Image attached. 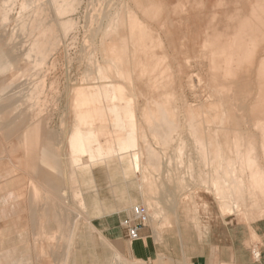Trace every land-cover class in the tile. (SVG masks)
Instances as JSON below:
<instances>
[{
    "label": "rangeland",
    "instance_id": "obj_1",
    "mask_svg": "<svg viewBox=\"0 0 264 264\" xmlns=\"http://www.w3.org/2000/svg\"><path fill=\"white\" fill-rule=\"evenodd\" d=\"M145 1L146 3L144 1L138 3V0L136 3H134V0H73L74 8L66 15L67 18L72 19L70 27L63 30L59 24H56L53 30L47 31L45 30L47 28L45 26L46 23L56 22L54 3L51 0H0V14L2 15H0V23L1 25L4 24V27L0 25V76L6 80L5 90L3 91H6L7 88L9 89L7 90L9 92L2 91V94L5 93L6 95L4 99L2 98L3 100H0V109L4 107V110H0L2 119L4 118V121L0 119V127H2L0 131V137L2 138H0V230H2L4 238L0 242L1 264H156L162 260L165 264H191V258L187 256L188 248H191L193 251L201 250L203 240L208 236L210 230H214V227L217 228L219 235L225 236L228 226L239 224L245 228V226H251L249 222L255 221L241 212L230 213L223 209V205L216 197L215 186L218 178L223 181L226 177V165L223 169L216 167L209 161V156L200 151V145L196 143V139L194 140L196 137L190 126L191 121L189 122L187 107L189 105H205V111L203 110V112L209 113L210 110L207 108L210 109L208 101L210 98L211 101L216 99L214 102L210 101L211 105L219 104V106L221 105V109L233 103L236 111L233 114L236 127H240L239 129L241 130L244 129L243 132L258 135V139L260 140V130L255 126L257 116L255 114L252 115V106L255 100H257L258 92H260L261 88L259 86L264 84V79L262 81L259 79L260 75L258 71L259 61L264 56V45H262L264 43V24L262 23L263 25H261L263 19L260 9L261 4L264 5V3L260 2L264 0H253L251 2L253 6L250 3L252 0H222V2L221 0H184V2L183 0ZM235 1L236 4H234ZM150 3H154V5L152 4L151 6ZM222 4L223 6H221ZM3 6L6 7L4 8ZM128 6L130 9L132 8L133 12L135 9V14L137 11L139 12L136 15L140 21L145 22L144 24L152 33V39L161 44V46L158 45L154 48L155 53H153L156 57L166 58L165 62L172 74L169 88L173 92L174 98L172 96L170 101L175 111L174 114H176V124L173 127L178 126V124L179 126L173 129L174 132L172 131V134L171 130L169 131L170 133L167 132L171 138L168 139L171 142L169 140L166 141L168 137L166 136L167 133L159 134L158 136V133L150 130L148 125L144 123L152 117H150V114L149 117L144 116L145 110L144 112L142 111L143 105L152 99L148 97L146 99L145 96L140 95L141 93L137 95L136 90H133L135 85L138 86L140 84L139 90L148 91V81L144 79L146 77L142 75L143 71L139 69L140 71L137 72L132 66H130L132 70L126 69L125 64H127V61L124 64L122 61L114 60V69L119 72L114 74V76L113 72H110L105 66L106 60L110 58L108 57L110 52L105 50V46L116 38L113 37V34L110 32L111 30L108 28L110 26L112 29V26L116 24L117 16L125 13V11V14H127ZM153 6H156L157 12L154 11ZM142 7L144 11L147 10L145 13H142L143 9L140 10ZM233 10L234 12H231ZM236 10L237 14L235 13ZM173 11L179 14H173ZM5 14L9 18V20H5L6 24L2 21ZM125 14H123V17L126 16ZM232 16L233 18H231ZM253 16H255V19ZM114 17L116 18L114 19ZM154 17L155 20L152 19ZM242 17L243 19H241ZM207 19L214 23L207 22ZM259 19L261 20L259 21ZM252 20L257 22L250 23L251 26L253 24L252 27H254V23H256V27L258 23L261 25V31L259 30V25H257L259 32L255 27L252 30L256 31L249 30L251 27L248 23L252 22ZM242 25L246 26L245 28L247 29V26H249V31L246 29L249 35L246 30H243L244 27ZM118 26L120 31H122L123 26L121 24ZM211 27L215 31L211 30ZM236 32L237 34L242 33V36L245 34V37H243L246 40L242 41L246 43L247 47H245L246 50H243L242 47L236 46L238 48L235 49V59L240 58L242 63L240 67V63L238 62L239 64H237V61H234L233 63L235 64H232V68L231 64L228 67V64L223 60L230 53L228 52L230 49L227 47V44L230 43L229 41H234L236 38L234 34ZM249 32H252V34ZM257 36L261 38L258 40ZM39 38H41L40 41L42 42L39 41ZM230 38L233 39L231 40ZM239 40L241 39L239 38ZM239 40H237V43H239ZM211 42L215 43L217 49L211 45ZM224 42L226 43L224 44ZM129 44L132 45L130 42ZM222 44H224V47ZM250 45L253 47L252 49ZM40 46H43L42 49L44 48L41 52ZM211 46L212 48L214 47L213 49L215 50L213 52L215 53L211 51L212 48L210 50ZM130 48L132 49V47ZM240 49L245 53L244 56ZM132 50H129V54ZM221 50L222 52L224 51L225 55ZM236 52L241 56L237 57L238 53ZM163 54L164 56H161ZM252 55L254 57H251ZM213 56L215 59H212ZM217 56L219 57L217 58ZM249 56L251 59H249ZM252 58H254L255 64L250 63L253 60ZM220 63L223 65L221 69L219 68L221 66ZM247 63L248 65H246ZM224 64H226V67ZM7 67L10 68V71L14 72L13 76L6 75L9 74ZM238 67L240 69H238L239 73L237 70V72L234 70L236 74L232 72L233 69H237ZM210 68L213 69L210 70ZM230 68L231 71H229ZM223 69H225V72ZM228 72L234 75L229 76ZM104 73L110 74L108 79L116 78L122 80L125 84H130L132 93H134L133 99H122L121 89L116 92V95L119 97L117 102L109 100V98H100L97 93L98 90L94 85L98 86L103 81H106L103 78ZM237 75L240 79H238ZM9 77L10 79L14 78V80L11 79L10 81ZM213 77L216 78L213 79ZM231 77H234V79ZM87 83L90 84L88 88L93 89L91 105L103 110L107 118L114 121L116 110L117 112L121 110L123 115L121 114L120 116L123 117L124 123H128L126 125L128 129H131V124L127 120L131 112L133 119L138 121L135 124L137 125L140 121L138 128L142 129L143 126L141 125L145 124L143 129L147 134L146 143L150 148L152 147L153 151L157 150L155 151L156 154L153 153L154 156L157 155V152L160 155L156 157L151 156L150 159L149 153L145 150L142 156L145 169L143 168L142 172L136 169L127 174L126 169H124L126 168L125 162L122 163L117 159L109 161V164L108 162L105 163L107 165L101 162L95 164L89 163L87 165L81 164L79 167L78 165H76L77 167L72 166L68 136L76 122L75 110H73L74 103L77 97L82 94ZM245 84L247 85L245 86ZM228 89L232 92V96L224 99L226 96H223L222 90ZM238 90L241 92H238ZM242 90H245V92ZM219 93L220 97L218 96ZM240 94L241 96H239ZM242 95L245 97L243 100ZM99 99L101 102H99ZM134 99L137 106L132 103ZM229 99H231L230 103L228 102ZM102 100H108L109 102L106 103ZM129 101L132 103L133 110L134 108L135 110L139 109L138 111L134 110V113L137 112L135 115L131 111L132 109L128 108L131 106ZM241 101H245L242 107ZM251 103L252 106H250ZM100 105L102 106L100 107ZM9 106H13V108L8 109ZM8 110H12V113L9 112L8 114L6 112ZM126 110L127 112L129 111L128 114H125ZM2 114L5 116L3 117ZM145 114L148 115V110ZM8 115H11L10 118ZM125 115L128 117L124 118ZM13 119H15V125ZM130 120L132 121V118ZM108 121L111 123L110 120ZM160 122L167 124L169 123V119L164 118ZM9 123L17 127L19 125L18 128L16 127L18 129L17 133L16 130H12L16 133L14 136L13 132H7L8 126L6 125ZM216 127L217 125L214 124L213 128ZM2 131L3 133H1ZM153 133L157 136H154ZM164 137L165 142L163 140ZM168 142L170 143L168 144ZM257 145L260 146V143ZM215 148L217 146L211 147V150L214 151L216 150ZM169 161L172 162L169 163ZM156 163H159V167ZM92 164L96 165L95 168H90ZM49 188H52L54 193ZM55 191L56 194L58 192V194L60 192L65 194H61L62 197L59 198L60 196L56 195ZM62 198L65 201H70L69 204L72 210L67 209V202L64 204L65 206H61ZM84 198L86 199L87 210L81 206L82 201L85 200ZM30 200L31 202H29ZM102 200H105V202ZM95 201H98L99 205L105 204V208L102 206L104 212L101 217L89 214L88 210L93 213L96 208ZM136 205L147 206L150 220L141 231V240L132 241L129 238L127 228L123 225V221L132 216V209ZM63 207H65V210ZM45 211L48 214L47 216ZM86 214L90 215L91 220L88 216V221ZM75 219L78 220V224H76L77 220ZM59 222L62 224V227L58 225ZM90 222L129 259V262L118 263L113 260V250L104 241H98V234L94 229H91ZM93 232H95L94 235ZM116 235L121 236V238H118ZM258 240L259 238L257 237L252 238L254 244ZM145 243H155L157 246L165 245L168 247V252L167 254L160 253L158 257L148 260L147 257L140 254L139 248H136L137 245H140L141 253L144 254L143 244ZM127 246L133 247L136 250L134 255L129 256L124 252V250L128 249ZM10 252L12 253L11 256ZM176 256H179V258Z\"/></svg>",
    "mask_w": 264,
    "mask_h": 264
},
{
    "label": "bare ground",
    "instance_id": "obj_2",
    "mask_svg": "<svg viewBox=\"0 0 264 264\" xmlns=\"http://www.w3.org/2000/svg\"><path fill=\"white\" fill-rule=\"evenodd\" d=\"M49 1V0H48ZM137 0H134V3H136ZM145 2V0H142V1H139L138 0V3L140 2ZM154 1V0H151V2ZM181 1V0H180ZM190 1V0H189ZM198 1V0H197ZM204 1V0H203ZM220 1V0H219ZM231 1V0H230ZM234 1V0H233ZM249 1V0H248ZM260 1V0H259ZM52 3H54V12H55V15H56V22H44L46 23L45 26H47V28H45V30H53L55 27H56V24H59L63 30L65 29H68L71 25V22H72V19L70 18H67L66 15L68 14V12L70 10H72V8H74V2L73 0H51ZM123 2V1H122ZM184 2V0H183ZM186 2V1H185ZM195 2V1H194ZM222 2V0H221ZM225 2V1H224ZM223 2V4H224ZM227 2V1H226ZM253 2L250 1V3ZM258 2V1H256ZM144 3V4H145ZM156 3V2H154ZM154 3H152L154 5ZM228 3V2H227ZM240 3V2H239ZM249 3V2H248ZM260 3H264L263 2H260ZM143 4V6H144ZM151 4V3H150ZM151 4V6H152ZM161 4V3H160ZM179 4V2H178ZM195 4V3H194ZM201 4V2H200ZM223 4L221 6H223ZM231 4V2H230ZM233 4V3H232ZM236 4V1L235 3ZM238 4V3H237ZM259 4V3H258ZM126 5V4H125ZM141 5V4H140ZM156 5V4H155ZM177 5V4H176ZM193 5V4H192ZM204 5V3H203ZM252 5V3H251ZM43 6V5H42ZM41 6V7H42ZM130 6V5H129ZM128 6L127 8V14L126 11L125 14L126 16L123 17V14H120L119 16L114 17V19L116 18L117 21H116V24L114 26H112V29L107 28L109 30H111L110 32L113 34V37H116L115 39L114 38H110V39H114L112 40V42L110 43H107V42H104V43H107V46H105V50L110 52V54L108 55V57H110L109 59L106 60V68H108L110 70V72L112 71L113 72V75L116 74V73H119L118 70L114 69L115 67V64H114V60H117V61H122L127 63L125 64L126 65V69H131L132 68L130 66L133 67V69L137 72H139L140 70L143 71V74L142 75H145L146 78H144L145 80L148 81V91H145V90H139V85H135L133 88V90L135 91L136 90V94L138 95L139 93H141L140 95L142 96H145L152 99V100H149L147 101V103L145 105H143V109L142 111L144 112H147L148 110V115L145 114L144 112V116H148L149 117V114L151 115L150 119H147V123L144 122L146 125H148L149 129L154 131L155 133H158V136L159 134H166L167 132H169L171 130V134H172V131L174 132V128L175 127H178V126H174L176 123H175V117H176V114L175 111H174V108L172 107L171 105V97L173 96V92L172 90L169 88L170 87V82L172 81V74L170 72V68L169 66L166 64L165 62V59L163 57H156V55L154 54V48L158 45L161 46V44H159L158 42L154 41L152 39V33L151 31L147 28V26L144 24L145 22L143 21H140L139 18L137 17L138 15V11H137V15L134 13L135 12V9H134V12L132 11V8L130 9ZM146 6V5H145ZM184 6V5H183ZM186 6V5H185ZM191 6V5H190ZM197 6V5H195ZM200 6V5H199ZM214 6V5H213ZM228 6V5H227ZM237 6V5H236ZM253 6V5H252ZM251 6V7H252ZM4 8L6 6H3ZM2 7V9H3ZM131 7V6H130ZM140 7V6H139ZM138 7V8H139ZM147 7V6H146ZM146 7H145V10H146ZM154 7V6H153ZM156 7V6H155ZM154 7V11H156ZM164 7V6H163ZM162 7V8H163ZM198 7V6H197ZM203 7V6H202ZM219 7V6H218ZM1 8V7H0ZM134 8V7H133ZM174 8V6H173ZM176 8V6H175ZM257 8V7H256ZM1 9V11H2ZM142 10V13H145L146 11H144V8H140V10ZM195 9V7H194ZM198 9V8H197ZM236 9V8H235ZM260 9H261V12H262V21H261V25L264 24V5L261 4L260 6ZM7 10V8H6ZM43 10V9H42ZM176 10V9H175ZM178 10V9H177ZM191 10V9H190ZM227 10V9H226ZM243 10V9H242ZM46 11V10H45ZM159 11V10H158ZM161 11V10H160ZM256 11V10H255ZM8 12V10H7ZM5 12V13H7ZM44 12V10H43ZM157 12V11H156ZM165 12V11H164ZM163 12V13H164ZM174 13L173 14H179V13H175V11H173ZM179 12V11H178ZM231 12H234L231 11ZM242 12V11H241ZM257 12V11H256ZM255 12V13H256ZM2 13V12H1ZM36 13V11H35ZM217 13V12H216ZM228 13V12H227ZM237 14V10L235 12ZM252 13V12H251ZM8 14V13H7ZM5 14L2 18V21L6 24L5 20H9L8 15ZM38 14V12H37ZM44 14V13H43ZM157 14V13H156ZM156 14H155V17H156ZM161 14V13H160ZM214 14V13H213ZM211 14V15H213ZM231 14V13H230ZM233 14V13H232ZM235 14V15H236ZM253 14V13H252ZM1 15V14H0ZM114 15V14H113ZM148 15V14H146ZM159 15V14H158ZM167 15V14H166ZM208 15V14H207ZM210 15V14H209ZM218 15V14H217ZM215 15V16H217ZM244 15V14H243ZM259 15V14H258ZM257 15V16H258ZM2 16V15H1ZM214 16V15H213ZM212 16V18H213ZM224 16H225V13H224ZM238 16V15H236ZM242 16V15H240ZM256 16V15H255ZM253 16V18L255 17ZM45 17V16H44ZM113 17V16H112ZM147 17V16H146ZM155 17L152 18L153 20H155ZM159 17V16H158ZM165 17V16H164ZM167 17V16H166ZM209 17V16H208ZM229 17V15H228ZM244 17V16H243ZM243 17L241 19H243ZM246 17V16H245ZM259 17V16H258ZM1 18V17H0ZM150 18V17H149ZM210 18V17H209ZM215 18V17H214ZM227 18V17H226ZM233 18V16L231 17ZM240 18V17H239ZM247 18V17H246ZM112 19V18H111ZM141 19V18H140ZM151 19V18H150ZM180 19V18H179ZM230 19V18H229ZM235 19V18H234ZM238 19V18H236ZM251 19V18H250ZM249 19V20H250ZM255 19V18H254ZM42 20V19H41ZM47 20V19H46ZM142 20V19H141ZM165 20V19H164ZM184 20V19H182ZM239 20V19H238ZM261 19H259L260 21ZM112 21V20H111ZM145 21H147L145 19ZM158 21V20H157ZM163 21V20H162ZM167 21V20H166ZM207 22L208 19L206 20ZM214 21V20H213ZM215 21L216 18H215ZM230 21V20H229ZM246 21V20H245ZM248 21V20H247ZM251 21V20H250ZM258 21V19H257ZM257 21H253L252 22H249L248 25L250 23H253V22H257ZM1 22V21H0ZM2 22V23H3ZM8 22V21H7ZM114 22V20H113ZM212 22V21H210ZM209 22V23H210ZM111 23V22H110ZM160 23V21H159ZM204 23V22H203ZM214 23V22H212ZM218 23V21H217ZM226 23V22H225ZM224 23V24H225ZM237 23V22H236ZM241 23V22H240ZM260 23V22H259ZM263 23V24H262ZM119 24H121L123 26V29L122 31H120L119 29ZM245 24H247L245 22ZM243 24V25H245ZM255 24L254 23V27H255ZM1 25V23H0ZM4 25V24H3ZM1 25V26H3ZM110 25H113V24H110ZM208 25V24H207ZM228 25V24H227ZM242 25V26H243ZM257 25H259L257 23ZM257 25L255 28H257ZM261 25H259V30L261 28ZM59 26V27H60ZM182 26V25H180ZM210 26V25H209ZM219 26V25H218ZM253 26V24H252ZM251 24H250V29H249V26L248 29L253 31ZM4 27V26H3ZM43 27V25H42ZM183 27V26H182ZM228 27V26H227ZM236 27V25H235ZM238 27V26H237ZM241 27V26H240ZM244 27V26H243ZM242 27V28H243ZM246 27V26H245ZM243 28V30H246L247 28ZM44 29V28H42ZM182 29V28H181ZM219 29V28H218ZM226 29V28H225ZM247 29V30H248ZM264 29V27H263ZM5 30V29H3ZM211 30L212 27H211ZM223 30V29H222ZM238 30H241V29H238ZM237 30V32H238ZM246 30V31H247ZM248 30V31H249ZM258 28H257V31L259 32ZM107 31V30H106ZM215 31V30H213ZM248 31H247V34H248ZM256 31V30H254ZM253 31V32H254ZM261 31V30H260ZM109 32V31H107ZM208 32V31H207ZM220 32V31H219ZM237 32L234 34L235 35V39L234 41L232 40L229 41L230 43H228L226 46L230 49L228 50V52L230 53H226L227 57L225 58V60L222 59V57H220L225 63H227L228 67H230L229 65L231 64H235L233 63L234 61H237V64L240 63V67H241V63H242V60L239 58V59H235V49L238 48L240 46V48L242 47V49L244 50L245 47H247L246 43H244L242 40H246L244 39L245 37V34L242 36V33H244V31H242V33H238ZM241 32V31H239ZM263 32V31H262ZM216 33V32H215ZM214 33V34H215ZM223 33V32H222ZM246 33V32H245ZM250 33V32H249ZM257 34V32H255ZM108 34V33H107ZM115 34V36H114ZM218 34V33H217ZM224 34H226L224 32ZM223 34V36H224ZM246 34V35H247ZM252 34V32L250 33ZM259 34V33H258ZM249 35V34H248ZM255 35V34H254ZM253 35V36H254ZM262 35V34H261ZM12 36V35H11ZM10 36V37H11ZM206 36V35H205ZM214 36V35H212ZM210 36V37H212ZM219 36V35H218ZM217 36V37H218ZM221 36V35H220ZM233 36V35H232ZM251 36V35H250ZM259 36V35H258ZM257 36V37H258ZM14 37V36H13ZM154 37V36H153ZM209 37V39H210ZM225 37V36H224ZM230 37V36H229ZM252 37V36H251ZM256 37V36H255ZM239 38L241 40H239ZM248 38V37H247ZM259 38L261 37H258V40ZM12 39V38H11ZM10 39V40H11ZM38 39V38H37ZM36 39V41H38ZM41 38H39V41H40ZM109 39V40H110ZM216 39V38H215ZM226 39H227V36H226ZM252 39V38H251ZM43 40V39H42ZM156 40V39H155ZM239 40V43H237ZM261 40V39H260ZM38 41V43H39ZM158 41V40H157ZM213 41V40H211ZM219 41V40H218ZM257 41V40H256ZM13 42V41H12ZM10 42V43H12ZM42 42V41H40ZM129 42L132 44L130 45ZM253 42V41H252ZM263 42V41H262ZM212 46H216L214 42H211ZM226 42H224L225 44ZM36 44V43H34ZM214 44V45H213ZM217 44V43H216ZM219 44H221L219 42ZM224 44L223 47H224ZM253 44V43H252ZM251 44V45H252ZM4 45V44H3ZM38 45V44H37ZM41 45V44H40ZM106 45V44H105ZM238 45V47H236ZM250 45V46H251ZM256 45V44H255ZM261 45V44H260ZM264 45V43L262 44ZM43 46H44V42H43ZM42 46V47H43ZM212 46L210 47V50L212 48ZM221 46V45H220ZM258 46V45H257ZM39 47V46H38ZM41 47V46H40ZM41 47V50L40 52L44 49H42ZM132 47V49L130 48ZM164 47V45H163ZM208 47V46H206ZM213 47V48H214ZM5 48V47H4ZM21 48V47H20ZM34 48V46H33ZM130 48V49H129ZM197 48V47H196ZM212 48V52L217 49L215 47V49ZM226 48V47H225ZM225 48H223L224 50H226ZM253 47L251 46V49ZM262 48V47H261ZM37 49V48H36ZM219 49V47H218ZM242 49H240V51H242ZM259 49V48H258ZM257 49V50H258ZM35 50V49H34ZM132 50V52L129 54V52ZM246 50V49H245ZM46 51V50H45ZM219 51V50H218ZM217 51V52H218ZM238 51V50H237ZM239 51V52H240ZM254 51V50H253ZM1 52V51H0ZM5 52V51H4ZM154 52V53H153ZM195 52V51H194ZM220 52V51H219ZM218 52V53H219ZM222 52V50H221ZM257 52V51H256ZM44 53V52H43ZM215 53V52H213ZM224 54V51L222 52ZM238 53V52H236ZM244 52L242 51V55L244 56L245 53L243 54ZM252 53V51H251ZM258 53V52H257ZM221 54V53H220ZM241 54V52H240ZM238 53L237 57L240 55ZM166 55V54H165ZM214 56H216L215 54H213ZM225 55V54H224ZM248 55V54H247ZM250 55V53H249ZM128 56V57H127ZM143 56H145V58H143ZM161 56H164L161 55ZM212 56V55H211ZM212 57V59L215 57ZM241 56V55H240ZM239 56V57H240ZM257 56V55H256ZM204 57H206L204 55ZM219 56H217L218 58ZM236 57V58H237ZM245 57H248V56H245ZM251 57H254L253 55ZM112 58V60H111ZM216 58V59H217ZM243 59V57H241ZM210 59V58H209ZM220 59V60H221ZM248 59V58H247ZM246 59V60H247ZM249 59L250 56H249ZM248 59V60H249ZM253 60L250 62L252 64H255V60L254 58H252ZM6 60V59H5ZM215 61V60H214ZM217 61V60H216ZM11 62V61H10ZM211 62V60H210ZM222 62V61H221ZM239 62V63H238ZM244 62V61H243ZM215 63V62H214ZM206 64V63H205ZM223 64V63H222ZM3 65V64H2ZM11 65V63H10ZM9 65V66H10ZM124 65V66H125ZM216 66V64H214ZM221 65V63H220ZM226 64H224L225 66ZM248 65V63L246 64ZM251 65V64H250ZM8 66V67H9ZM212 66V64H211ZM210 66V67H211ZM219 67V65H217ZM223 65H221L219 68L221 69ZM237 66V65H236ZM6 67V66H5ZM7 67V68H8ZM12 67V66H10ZM130 67V68H129ZM213 67V66H212ZM226 67V66H225ZM244 67V66H243ZM247 67V66H246ZM258 71H259V79H264V56L261 57L260 61H259V66H258ZM3 68V67H2ZM123 68V67H122ZM215 68V67H214ZM233 68V66H232ZM9 71H10V68H8ZM12 69V68H11ZM140 69V70H139ZM213 68H210V70H212ZM216 69V68H215ZM218 69V68H217ZM218 69V70H220ZM226 69V68H225ZM225 69L224 72H225ZM239 67L236 69H233L232 72H235L236 70L238 71ZM5 70V69H4ZM18 70V69H17ZM120 70V69H119ZM133 70V71H134ZM177 70V69H176ZM217 70V71H218ZM235 70V71H234ZM240 70V69H239ZM1 71V70H0ZM6 71V70H5ZM4 71V72H5ZM8 71L9 74H6V75H10V76H13L14 72L11 70L10 72ZM123 71V69H122ZM121 71V72H122ZM134 71V72H135ZM180 71V70H179ZM216 71V72H217ZM228 71V70H227ZM231 71V68L230 70ZM236 71V72H237ZM242 71V70H241ZM15 72H18V71H15ZM109 72V73H110ZM132 72V71H131ZM212 72V71H211ZM219 72V71H218ZM231 72V73H232ZM235 72V74H236ZM244 72V71H243ZM251 72V71H250ZM196 73V72H195ZM239 73V71H238ZM16 74V73H15ZM123 74V72H122ZM132 74V73H131ZM140 74V75H141ZM214 74V73H213ZM211 74V75H213ZM225 74V73H224ZM224 74H223V78H224ZM227 74H230L229 72ZM233 74V73H232ZM232 74H230L229 76H231ZM246 74V73H245ZM248 74V73H247ZM1 75V74H0ZM110 74H106L104 73L103 75V78L106 80V81H103L102 83H100L98 86L94 85L96 87V89L98 90L97 93L99 95L100 98H109V100H112L114 102H117L119 97L116 95V92L118 90L121 89V98H125L126 100L128 99H133L134 97V93H132V87H130V84H125V82H122V80H119V79H108ZM121 75V74H119ZM118 75V76H119ZM124 75H125V69H124ZM128 75V74H127ZM126 75V77H127ZM130 75V74H129ZM139 75V77H140ZM192 75V74H191ZM234 75V74H233ZM17 76V75H16ZM91 76V75H90ZM115 76V75H114ZM123 76V75H122ZM132 76V75H131ZM178 76V75H177ZM198 76V75H197ZM214 76V75H213ZM217 76V75H216ZM228 76V75H227ZM238 76V75H237ZM249 76V75H248ZM117 77V76H116ZM130 77V76H129ZM142 77V76H141ZM140 77V78H141ZM199 77V76H198ZM21 78V77H20ZM19 78V79H20ZM123 78V77H122ZM133 78V77H132ZM175 78V77H174ZM173 78V79H174ZM178 78V77H177ZM216 77H213V79H215ZM218 78V77H217ZM234 79V77H231ZM236 78V76H235ZM245 78V77H244ZM249 78V77H248ZM257 78V79H258ZM10 79V77H9ZM14 80V78H11ZM10 79V81H11ZM112 79V80H111ZM143 79V77H142ZM232 79V80H233ZM238 79L239 76H238ZM138 80H141V79H138ZM217 80V79H216ZM226 80V78H225ZM9 81V80H8ZM18 81V80H17ZM134 81V79H133ZM214 81V80H213ZM212 81V82H213ZM260 81V80H259ZM174 82V80H173ZM218 82V81H217ZM13 83V82H12ZM18 83V82H16ZM123 83H124V86H123ZM206 83V82H205ZM216 84V82H214ZM244 83H246V81H244ZM260 83H263V82H260ZM146 84V83H145ZM175 84V82H174ZM173 84V85H174ZM248 84V83H247ZM245 84V86L247 85ZM6 85V80H4V78L2 76H0V100H3L5 98V93L2 94V91L5 90L4 87ZM18 85V84H17ZM217 85V84H216ZM90 86L89 83L86 84V87L85 89L83 90L82 94H80L75 103H74V109L75 110V118H76V122L75 124L73 125V129L72 131L69 133V136H68V145L71 149V152H70V156H71V159H72V166H76L79 165L81 166V164H95V163H104V165H107L105 163L108 162L109 164V161L111 162L114 161V160H119L120 162L124 163L125 162V167L124 169H126V172L128 174V172H132L136 169H139L140 172L143 171V168L145 167L144 164H143V161H142V156L144 155V152L146 150V152L149 153V157L151 159V156H154L155 151H153L150 146L146 143L147 142V134L145 132V130L143 129L145 127V124L143 125L142 122H141V126H143L142 129L138 128V124L136 125L135 122H138V121H135L133 119V116H131V113L129 114L130 116H124V118H127V120L129 121V124L130 125V128L131 129H128V126H126L127 124L123 122V117H121L120 115L122 114L121 113V110H119L117 112L116 110V114H115V119L114 121L107 118L106 117V114L104 113L103 110H100L96 107H93L91 105L92 103V100H93V89L92 88H88ZM133 86V85H132ZM242 86V85H241ZM215 87V86H214ZM217 87V86H216ZM220 87V86H219ZM261 89H260V92H258L259 94H257V100H255V103H253V106H252V103L250 106H252V115L255 114L257 116V119H256V116L254 117L256 119V122H255V126L257 127L258 130H260V140L258 139V135L256 136L255 134H249V133H246L245 131L243 132V130L239 129L236 127V122H234V111H235V107H234V104L231 103L228 107H225L224 109H221L219 104H212L210 103L211 101V98L208 100L209 101V108H207L208 110H210L209 113H205L203 112L204 110V106H195V105H189L187 107V112L189 113V122L191 121V129L193 130V133H194V136L196 138H194V140L196 139V143H198L200 146V151H202V153L206 154L209 156L210 158V162H212L213 165H215L216 167L218 168H224V166L226 165V168H225V178L224 180L222 181L220 178H218L217 180V184L215 186V193H216V197L220 200L221 204L223 205V209L226 211V212H230V213H236V212H241L243 214H245V216H247L248 218L252 219V220H260V219H263L264 218V84L259 86ZM12 89V88H11ZM10 89V90H11ZM16 89V88H15ZM173 89V88H172ZM246 89V87H245ZM7 90H9L7 88ZM3 91V92H9V91ZM235 90H237L235 88ZM255 90V89H254ZM12 91V90H11ZM174 91V89H173ZM221 91V90H220ZM243 92H245V90H242ZM248 92V90H246ZM252 91V90H251ZM223 92V96H226L224 99H228L227 97H231L232 96V92L230 91V89L228 90H222ZM236 93V91H234ZM238 92H241L238 90ZM14 93V91H13ZM19 93V92H18ZM234 93V95H235ZM250 93V92H249ZM23 94V93H22ZM237 94V93H236ZM247 94V93H245ZM252 94V93H251ZM4 95V97H3ZM7 96H8V93H7ZM14 96V95H13ZM220 97V93L218 95ZM241 96V94L239 95ZM248 96V95H247ZM250 96V95H249ZM254 96V95H253ZM236 97H238V95H236ZM3 98V99H2ZM13 98V97H12ZM174 98V96H173ZM11 99V98H10ZM147 99V98H146ZM219 100V98H217ZM245 99V97H243L242 95V100ZM12 100V99H11ZM216 100V99H215ZM214 100V101H215ZM217 100V101H218ZM6 101V100H5ZM97 101V100H95ZM94 101V102H95ZM104 101V100H102ZM145 101V100H144ZM195 101V100H194ZM200 101V100H199ZM207 101V102H208ZM213 101V100H212ZM211 101V102H212ZM213 101V102H214ZM216 101V102H217ZM225 101V100H224ZM247 101V100H246ZM99 102H101V100L99 99ZM104 102H109L108 100L104 101ZM130 102V101H129ZM153 102V104H151ZM223 102V101H222ZM227 102V101H226ZM229 103L231 102V99H229L228 101ZM227 102V103H228ZM238 102V101H237ZM244 102L245 101H241V107L242 105L244 106ZM11 103V102H10ZM15 103V102H14ZM128 103V102H127ZM131 103V102H130ZM132 103H134L135 106L136 105V100L134 99V101H132ZM132 103H131V106L128 107L130 108V110L132 109ZM205 103V101H204ZM220 103H221V100H220ZM226 103V105H227ZM95 105H97V103H95ZM133 105V106H134ZM207 105V103H206ZM249 105V103H248ZM14 106V105H13ZM13 106H9L8 109H11L13 108ZM102 105H100L101 107ZM208 106V105H207ZM0 107H1V102H0ZM3 107V106H2ZM20 107V106H19ZM127 107V105H126ZM203 107V108H202ZM224 107V106H222ZM4 108V107H3ZM3 108H1L2 110H4ZM6 108V107H5ZM128 108H126L128 110ZM142 108V107H141ZM0 109V110H1ZM14 109H15V106H14ZM13 109V110H14ZM138 109V108H137ZM237 109V107H236ZM126 110V113L125 114H128ZM135 110V108H134ZM134 110L132 109L131 111H133V114L135 115V112L134 113ZM139 110V109H138ZM138 110H135V111H138ZM123 111V110H122ZM205 111V110H204ZM251 111V110H250ZM5 112V111H3ZM8 114L9 112L12 113V110H8L6 111ZM186 112V113H187ZM236 112V111H235ZM7 113H3V114H7ZM120 113V114H119ZM241 113V112H239ZM2 114V115H3ZM22 114V113H21ZM140 114V112H139ZM15 115V114H14ZM123 115V114H122ZM175 115V116H174ZM5 115H3L4 117ZM9 116V115H8ZM11 116V115H10ZM9 116V118H10ZM21 116V115H20ZM19 116V118H20ZM120 116V117H119ZM162 116H164L162 118ZM236 116V115H235ZM240 117V116H239ZM13 118V116H12ZM130 118H132V121L130 120ZM147 118V117H146ZM169 119V123H164V122H160L161 119ZM188 118V117H187ZM237 118H238V115H237ZM0 119H2V116H1V113H0ZM4 119V118H3ZM2 119V120H3ZM17 119V118H16ZM136 119V118H135ZM11 120V119H10ZM15 119H13L14 121ZM110 120L111 123L108 121ZM126 120V122H127ZM134 120V121H133ZM146 120V119H145ZM4 121V120H3ZM131 121V122H130ZM177 121V120H176ZM247 121V119H246ZM254 121V119H253ZM2 122V121H1ZM9 122V121H8ZM187 122V121H186ZM238 122V120H237ZM135 125H133V124ZM240 123V122H239ZM189 124V123H188ZM217 125L216 128H213V125ZM247 124V123H246ZM14 125H15V121H14ZM12 125V123H9L7 124L6 126H8V129H7V132L11 133L13 132L14 130H16V133H17V130L16 127L17 126H14ZM133 125V126H132ZM3 126V125H1ZM14 126V127H13ZM189 126V125H188ZM187 126V127H188ZM189 126V127H190ZM239 126V124H238ZM241 126V124H240ZM19 127V125H18ZM17 127V128H18ZM4 128V127H3ZM26 129V128H24ZM23 129V131H24ZM2 130V127H0V131ZM5 130V129H4ZM3 130V131H4ZM13 130V131H12ZM149 130V131H150ZM3 131L1 133H3ZM21 131V130H20ZM147 131V130H146ZM176 131V130H175ZM6 132V131H5ZM6 132V133H7ZM37 132V131H36ZM15 132H13V136L16 134ZM19 133V131H18ZM170 133V132H169ZM257 133V132H256ZM154 134V133H153ZM170 134V135H171ZM1 136V135H0ZM154 136H157L154 134ZM167 140L168 141L170 138L169 137V134L167 133ZM3 137V135H2ZM162 137V136H161ZM1 138V137H0ZM12 138V137H11ZM179 138V137H178ZM2 139V138H1ZM171 139V138H170ZM9 140V139H8ZM161 141V139H159ZM164 142H165V137H164ZM171 142V140H169ZM173 141V140H172ZM184 141V140H183ZM258 141V142H257ZM168 142V144L170 143ZM3 143V142H2ZM174 143V141H173ZM258 143H260V146L257 145ZM5 145V143H4ZM174 145V144H173ZM164 146V145H163ZM166 146V145H165ZM213 146H217V148H215L216 150L212 151L211 150V147L213 148ZM259 146V147H258ZM181 147V146H180ZM173 149V148H172ZM4 150V149H3ZM168 151V150H167ZM161 152V151H160ZM147 153V154H148ZM154 153V154H153ZM157 155H158V152H157ZM156 155V156H157ZM160 155V154H159ZM158 155V156H159ZM154 156V157H156ZM175 156V154H174ZM148 157V156H146ZM153 157V158H154ZM173 157V155H172ZM171 157V158H172ZM44 158V157H43ZM54 158V157H53ZM169 158V159H171ZM178 158V157H177ZM1 159V158H0ZM51 159V158H50ZM158 160V159H157ZM172 160V159H171ZM178 160L180 161V159L178 158ZM184 160V159H183ZM175 161V160H174ZM189 161V160H188ZM13 162V161H12ZM116 162V161H115ZM155 162V161H154ZM158 162H160L158 160ZM172 162V161H171ZM169 161V163H171ZM218 162V164H217ZM168 163V165H169ZM91 165L90 168H95L96 165ZM37 165L39 166V164L37 163ZM156 165L158 166L159 163ZM155 165V167H156ZM164 165V164H163ZM103 166V165H102ZM40 167V166H39ZM77 167V166H76ZM82 167H84L82 165ZM88 167V166H86ZM154 167V168H155ZM159 167V166H158ZM170 167V166H169ZM115 168V167H114ZM76 169V168H75ZM87 169V168H86ZM89 169V168H88ZM145 169V168H144ZM189 169V168H188ZM15 171V170H13ZM86 171V170H85ZM30 172V170H29ZM149 172V171H148ZM28 173V172H27ZM29 174V173H28ZM75 174V173H73ZM95 174V173H94ZM124 174V172H123ZM164 174V173H163ZM30 175V174H29ZM167 175V174H165ZM177 175V174H176ZM183 175V173H182ZM51 176V175H50ZM141 176V175H140ZM57 177V176H56ZM78 177V176H77ZM76 177V178H77ZM148 177V176H147ZM174 177V176H173ZM19 178V177H18ZM55 178V177H54ZM184 178V177H183ZM34 179V178H33ZM142 179V178H141ZM19 180V179H18ZM30 180V179H29ZM13 181V180H12ZM20 181V180H19ZM149 181V180H148ZM170 181V180H169ZM222 181V182H220ZM15 182V181H14ZM39 182V181H38ZM79 182V180H78ZM11 183V182H10ZM9 183V184H10ZM13 183V182H12ZM57 184V183H56ZM151 184V183H150ZM44 185V184H43ZM102 185V184H101ZM13 186V185H12ZM28 186V185H27ZM58 186V185H57ZM6 188V187H5ZM50 189V188H49ZM152 189V188H151ZM36 190V189H35ZM52 190V188L50 189ZM55 190V189H54ZM62 190V189H61ZM81 190V188H80ZM145 190V189H144ZM59 191V190H58ZM57 191V192H58ZM71 191V190H70ZM163 192V191H162ZM52 193L53 190H52ZM59 193V192H58ZM57 193V194H58ZM55 194H56V191H55ZM56 194V195H57ZM61 194H65V193H61L58 194L61 198ZM79 194V193H78ZM81 196L83 198V195L81 193ZM80 196V197H81ZM103 196V195H102ZM32 197V196H31ZM104 197V196H103ZM20 198V197H19ZM27 198H30V197H27ZM45 198V197H44ZM98 198V197H97ZM66 199V198H65ZM68 199V198H67ZM85 199V198H84ZM95 199V198H94ZM83 200V199H82ZM167 200V198H166ZM69 200L65 201L61 200V206H65L64 204H66L67 202V209H71L70 207V201L68 202ZM105 202V200H102ZM2 202V201H1ZM19 202V201H18ZM31 202V200L29 201ZM33 202V201H32ZM36 202V201H35ZM94 202V200H93ZM107 203V201H106ZM167 203V201H166ZM73 204V203H71ZM95 204H96V208L94 209V212L91 213L90 210L89 211V214L90 215H96L101 217L103 215V209H102V206L104 207V205H99L98 201H95ZM103 204V203H102ZM3 205V204H2ZM30 205V204H29ZM36 205V204H35ZM53 205V204H52ZM49 206V205H48ZM72 206V205H71ZM74 206V205H73ZM82 208L85 207V209L87 208V203H86V199L84 201H82ZM151 206V205H150ZM36 207V206H35ZM159 208V206H157ZM1 208V207H0ZM46 208V207H45ZM49 208V207H48ZM59 208H60V205H59ZM64 210H65V207H63ZM73 208V207H72ZM80 208V207H79ZM81 208V210H82ZM105 208V207H104ZM31 209V208H30ZM33 209V208H32ZM54 209V207H53ZM84 209V210H85ZM88 209V208H87ZM86 209V210H87ZM44 210V209H43ZM72 210V209H71ZM70 210V211H71ZM80 210V209H79ZM83 210V212H85ZM155 210V209H154ZM34 211V210H33ZM36 211V210H35ZM48 211V210H47ZM78 211V210H77ZM109 211V209H108ZM32 212V211H31ZM41 212V211H40ZM57 212V211H56ZM68 212V211H67ZM81 212V211H79ZM106 212V211H105ZM46 213V211H45ZM60 213V212H59ZM86 213V212H85ZM156 213V212H155ZM65 214H66V211H65ZM70 214V213H69ZM158 214V213H157ZM48 214L46 213V216ZM79 215V214H78ZM77 215V216H78ZM84 215V214H83ZM87 215V214H86ZM90 215H87V218L89 216L90 218ZM58 216V215H57ZM66 216V215H64ZM159 216V215H158ZM92 217V216H91ZM80 218V217H79ZM86 218V219H87ZM89 218H88V221H89ZM153 218V217H152ZM40 219V218H39ZM60 219V218H59ZM58 219V220H59ZM65 219V218H64ZM70 219V218H69ZM77 220V219H75ZM73 220V221H75ZM91 220V218H90ZM55 221V220H54ZM62 221V220H61ZM72 221V222H73ZM81 221V220H80ZM58 222V221H57ZM78 220H77V223L78 224ZM91 223V222H90ZM41 224V223H40ZM65 224V223H64ZM59 226L62 227V224L59 222L58 224ZM67 225V224H66ZM65 226V225H64ZM91 226L92 228L91 229H94L96 231V233L98 234V241L101 240V241H104L112 250H113V255H114V258L113 260L114 261H117L118 263H124V262H129V259L124 256L123 254H121L117 249H115V247L112 245L111 241L106 237L104 236L100 230L94 225L91 223ZM75 227V226H74ZM77 227V226H76ZM39 228V227H38ZM51 229V228H50ZM90 229V228H89ZM12 230V229H11ZM61 230V229H60ZM93 230V231H94ZM43 231V230H42ZM80 231V230H79ZM92 232V231H91ZM0 233H2V230H0ZM95 232H93V235H94ZM36 234V233H35ZM46 234V233H45ZM61 234V233H60ZM43 235V234H42ZM50 235V234H49ZM51 236V235H50ZM49 236V237H50ZM54 237V236H53ZM61 237V236H60ZM94 237V236H93ZM51 238V237H50ZM4 239L3 238V233L0 234V242H2ZM55 239V238H54ZM94 239V238H93ZM9 243V242H8ZM27 243V242H26ZM97 244V243H95ZM11 253V252H10ZM53 253V252H52ZM12 255V253L10 254V256ZM2 260V256H0V262ZM1 264V263H0ZM103 264V263H102ZM112 264V263H111Z\"/></svg>",
    "mask_w": 264,
    "mask_h": 264
},
{
    "label": "crops",
    "instance_id": "obj_3",
    "mask_svg": "<svg viewBox=\"0 0 264 264\" xmlns=\"http://www.w3.org/2000/svg\"><path fill=\"white\" fill-rule=\"evenodd\" d=\"M249 224L251 226H245V228L239 224L228 226L225 236L219 235L217 228L214 227V230H210L208 236L203 240L201 250L193 251L188 248L187 256L191 258V264H264V218L249 222ZM117 237L121 238V236ZM254 237L259 238L256 244L252 242ZM254 245H257L261 250L259 260L253 257L252 247ZM143 246L144 254L141 253L140 245H137L136 248L138 247L140 254L147 257L148 260L158 257L160 253L167 254L168 252V247L165 245L157 246L155 243H145ZM127 248L124 252L129 256L134 255L136 250L129 246ZM115 249L117 248L115 247ZM176 257L179 258V256ZM156 264L165 263L162 260Z\"/></svg>",
    "mask_w": 264,
    "mask_h": 264
},
{
    "label": "built area",
    "instance_id": "obj_4",
    "mask_svg": "<svg viewBox=\"0 0 264 264\" xmlns=\"http://www.w3.org/2000/svg\"><path fill=\"white\" fill-rule=\"evenodd\" d=\"M150 220L148 208L145 205H136L132 209V216L123 221V225L128 230L129 238L132 241L141 238V231ZM252 254L256 260L261 258V250L257 245L252 247Z\"/></svg>",
    "mask_w": 264,
    "mask_h": 264
}]
</instances>
